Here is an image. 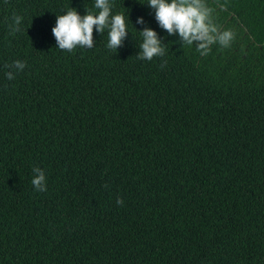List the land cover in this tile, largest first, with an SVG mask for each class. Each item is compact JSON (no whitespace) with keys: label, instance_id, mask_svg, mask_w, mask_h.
<instances>
[{"label":"trees","instance_id":"16d2710c","mask_svg":"<svg viewBox=\"0 0 264 264\" xmlns=\"http://www.w3.org/2000/svg\"><path fill=\"white\" fill-rule=\"evenodd\" d=\"M205 2L235 38L202 56L147 0H110L116 52L57 47L95 0H0V264H264V0ZM145 27L164 56L137 59Z\"/></svg>","mask_w":264,"mask_h":264},{"label":"clouds","instance_id":"9594fccd","mask_svg":"<svg viewBox=\"0 0 264 264\" xmlns=\"http://www.w3.org/2000/svg\"><path fill=\"white\" fill-rule=\"evenodd\" d=\"M147 4L155 10V20L161 29L168 35L177 34L183 44L193 45L195 42L196 49L202 56L208 55L214 44H219L222 48L230 47L235 38L232 30L221 31L215 25L212 10L205 0H147ZM95 8L98 12H87L84 16L79 15L73 8L66 14L57 16L52 34L59 49L71 52L76 47L92 48L93 29L103 33L108 28L107 47L116 52L128 34V18L126 21L123 13L113 15L110 0H95ZM22 19V16L13 14V23L10 25L12 33L20 31ZM143 22L142 18H137V24ZM140 33L143 39L137 55L138 60L150 61L154 57L164 56L165 49L156 31L145 27ZM5 67L15 69V72L10 70L5 74L7 79L12 80L16 73L26 67V63L16 60ZM33 173L31 183L34 189L38 192L46 191L45 172L34 167ZM116 203L122 206L123 200L118 198Z\"/></svg>","mask_w":264,"mask_h":264}]
</instances>
